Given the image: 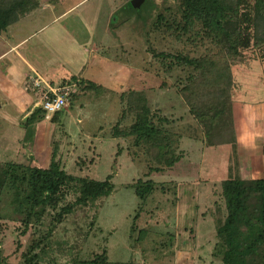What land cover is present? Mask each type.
I'll return each instance as SVG.
<instances>
[{"label":"rangeland","instance_id":"obj_1","mask_svg":"<svg viewBox=\"0 0 264 264\" xmlns=\"http://www.w3.org/2000/svg\"><path fill=\"white\" fill-rule=\"evenodd\" d=\"M177 1L145 0L136 6L133 0H51L53 10L35 13L21 24L12 25L7 32L16 39L29 36L25 49L31 50V60L54 75L56 84L63 81L61 77H67L68 82L85 79L81 76L85 69L86 77L109 86L116 74L115 82L109 86L114 90L107 89L100 96L85 92L80 98L69 99L59 123L45 116L37 122L39 125L27 126L23 117L32 107V99L35 98L34 106L42 101L43 85L40 89L34 86L31 77L26 76L30 69L15 55L0 61V164L32 162L46 167L52 147L59 141V157L69 173L100 181L112 176L115 189L90 230L83 258L104 248L116 263L223 264L212 254L217 241L216 223L212 217L206 218L205 212L214 209V201H222L221 185L228 176L227 163L233 168L238 161L242 162L243 177H264V49L246 52L247 61L234 67V114L240 142L237 154L232 150L229 156L214 151L206 153L201 140L204 139L202 126L189 115L175 79L162 72L161 59L154 53L185 49L194 54L193 47L185 46L168 33L148 34L157 14L164 12L168 16L167 8L175 7ZM4 44L0 43V50ZM92 46L97 47L101 57L124 67L120 73L110 62L91 53ZM143 84L154 112L160 108L165 115L184 117L175 126L180 134L177 145L181 159L163 172L150 170L147 156L131 145L132 139L113 137L116 125L125 129L133 122L128 114L125 121L120 120L127 108L121 94L141 90ZM38 130L40 142L35 148ZM10 131L17 137L14 141L8 136ZM19 136H22L20 141ZM141 179H153L158 186L135 220L139 200L131 185ZM11 199V192H4L0 215L14 229L13 219L17 216ZM80 213L74 218L77 222L68 227V234L78 235V229H89L86 222L90 217ZM135 222L139 230L131 238V226ZM16 236L15 231L8 233L0 247V253L7 256L10 264L17 263L21 255L16 252Z\"/></svg>","mask_w":264,"mask_h":264},{"label":"trees","instance_id":"obj_2","mask_svg":"<svg viewBox=\"0 0 264 264\" xmlns=\"http://www.w3.org/2000/svg\"><path fill=\"white\" fill-rule=\"evenodd\" d=\"M176 3L175 7L167 8L168 16L164 12L157 14L148 34L168 33L185 46H192L194 54L184 49L154 52L155 56L161 59L162 72L175 79L189 115L202 126L204 139L201 140L206 153L214 151L229 156L232 150L237 154L240 142L234 114V67L247 61L246 52L264 49V0H178ZM39 6V0H0V34ZM105 91L106 87L94 81L79 79L69 99L80 98L85 92L100 96ZM121 96L126 99L127 108L120 120L125 121L128 114L133 122L125 129L116 125L113 137L132 139L131 145L147 156L151 171L163 172L178 164L182 155L178 153L180 134L175 126L184 117L165 115L160 108L154 112L145 89L129 90ZM62 110L52 115V122L59 123ZM45 116L46 111L38 107L27 117L26 124L33 125ZM60 150L56 141L46 167L32 162L0 164V202L4 192L10 191L17 216L13 219V229L0 215V247L8 233L15 231L16 252L21 255L13 264H124L111 261L104 248L89 258L82 257L90 230L115 185L111 175L100 181L69 173L59 157ZM228 163V176L221 185L222 201H214V209L205 212L206 218L212 217L216 223L217 241L212 254L223 264H264V177H243L242 162L238 161L233 168ZM157 186L153 179H141L131 185L139 200L135 220ZM161 187L165 190L164 184ZM80 211L84 217H90V221L83 222L89 229H78V235H70L68 227L77 222L74 218L81 215ZM137 230L135 222L131 226V238ZM0 264H10L1 253Z\"/></svg>","mask_w":264,"mask_h":264},{"label":"crops","instance_id":"obj_3","mask_svg":"<svg viewBox=\"0 0 264 264\" xmlns=\"http://www.w3.org/2000/svg\"><path fill=\"white\" fill-rule=\"evenodd\" d=\"M40 1V6H39V8H37L34 12H31V14H29V15H27V16H25V17H22L18 22H16V24L17 23H20L21 24V22L24 20V19H26V18H28V17H30L31 15H33V14H39L41 11L43 12L44 10H48V11H51V10H53L52 9V5H51V0H39ZM14 25V24H13ZM12 27V25L6 30V31H4L3 33H1L0 34V43H5L6 44V46L3 48H1V50H0V61H2V60H4V59H6L8 56H10L11 54L12 55H15L19 60H21V62H23V63H25L26 64V66H28V68L30 69V72H29V74H27L26 76L28 77V78H30V77H40V78H42L44 81H45V84L43 85V87L45 86V88H48V86H52V87H62V86H66V85H77V83L78 82H68V79H66L67 77H61V79L63 80L61 83H59V84H56V83H54V81H55V76L54 75H52L49 71H47V70H42L41 68H39V66L38 65H36L35 63H34V60H31L32 58H30V56H31V50H28V49H25L26 48V46H27V44H28V42H27V39H28V37H25V38H17L16 39V37H12V36H10V35H7V32H8V30L10 29ZM4 44V45H5ZM3 45V46H4ZM93 48H91V50H90V52L91 53H93L94 55H96V57L97 58H99V59H103V60H106V61H108V62H110L111 64H112V67H115V71L119 74L120 72V69L121 68H124V67H121L120 66V64L118 63V62H116V61H112L111 62V60H107V58H104V57H101L100 55H98V51H97V47L96 46H92ZM33 61V62H32ZM30 62V63H29ZM32 63V64H31ZM84 71H85V69L83 70V73H84ZM134 71H136V70H134ZM2 72V71H1ZM3 73V72H2ZM83 73H81V76L83 77V78H85V79H88V80H91V81H94V82H96L94 79H91V78H88V77H86L85 75H86V73H85V75L83 74ZM0 75H1V73H0ZM114 76H113V78L108 82L109 83V86H111L110 85V83H114L115 82V80H116V78H115V75L116 74H113ZM97 83V82H96ZM99 84V83H98ZM56 85V86H55ZM100 85H102V84H100ZM144 86L142 87V86H140L141 87V89H147V87H145V85L146 84H143ZM102 86H104V87H106L107 89H110V90H114V89H112L111 87H109L108 85H102ZM43 87L40 89V88H38V89H40L41 91H40V93H42V97H41V100H42V98H43V94H44V91H46V90H44L43 89ZM44 90V91H43ZM27 99H29V98H27ZM34 102H35V98L34 99H32V102H31V106L32 107H29V111L24 115V119H27V117H29L30 115H31V111H32V109H34L36 106H38L39 107V104L41 103V101L40 102H37L36 103V106H34ZM37 107V108H38ZM23 119V120H24ZM37 123H35V125H36ZM23 125V123L21 122V124H20V126L21 127H23L22 126ZM37 125H39V124H37ZM26 131V130H25ZM24 131V132H25ZM24 132H23V134H22V136H24ZM238 132V131H237ZM36 135H35V138H34V142H35V148H36V144L37 143H39L40 142V138H39V136H40V133H39V130L38 131H36ZM38 135V136H37ZM8 136H10L11 137V141H14V139L15 138H17L16 137V135L13 133V131H10V133H8ZM22 136H19L18 137V141H20V139L22 140V138H20V137H22ZM238 138H239V136H238ZM16 141V140H15ZM38 147V146H37Z\"/></svg>","mask_w":264,"mask_h":264},{"label":"built area","instance_id":"obj_4","mask_svg":"<svg viewBox=\"0 0 264 264\" xmlns=\"http://www.w3.org/2000/svg\"><path fill=\"white\" fill-rule=\"evenodd\" d=\"M31 80L36 88H40L45 84V81L40 77H31ZM74 89V85H66L62 87L48 86V89L44 91L42 101L39 104V107L46 111L47 119L68 105L69 95Z\"/></svg>","mask_w":264,"mask_h":264},{"label":"water","instance_id":"obj_5","mask_svg":"<svg viewBox=\"0 0 264 264\" xmlns=\"http://www.w3.org/2000/svg\"><path fill=\"white\" fill-rule=\"evenodd\" d=\"M145 0H133L136 6H141Z\"/></svg>","mask_w":264,"mask_h":264}]
</instances>
